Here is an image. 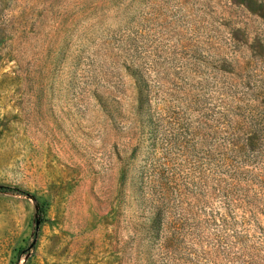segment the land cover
<instances>
[{
    "label": "rangeland",
    "instance_id": "1",
    "mask_svg": "<svg viewBox=\"0 0 264 264\" xmlns=\"http://www.w3.org/2000/svg\"><path fill=\"white\" fill-rule=\"evenodd\" d=\"M263 104L264 0H0V264H264Z\"/></svg>",
    "mask_w": 264,
    "mask_h": 264
},
{
    "label": "trees",
    "instance_id": "2",
    "mask_svg": "<svg viewBox=\"0 0 264 264\" xmlns=\"http://www.w3.org/2000/svg\"><path fill=\"white\" fill-rule=\"evenodd\" d=\"M263 106H264V104H263ZM263 136H264V134H260V136H258L256 134L252 135V136L250 135L246 139L245 142L243 141V146L250 145V146H255V147L261 148L263 145V138H264ZM233 138L236 139V137H233ZM239 144H241V142ZM1 190L6 192V191H11V188L5 186V187H2Z\"/></svg>",
    "mask_w": 264,
    "mask_h": 264
}]
</instances>
